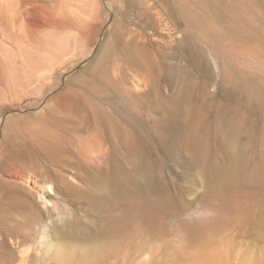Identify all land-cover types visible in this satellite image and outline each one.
Returning a JSON list of instances; mask_svg holds the SVG:
<instances>
[{"label":"rangeland","instance_id":"rangeland-1","mask_svg":"<svg viewBox=\"0 0 264 264\" xmlns=\"http://www.w3.org/2000/svg\"><path fill=\"white\" fill-rule=\"evenodd\" d=\"M115 37L152 72L145 107L125 105L123 115L151 128L141 139L157 204L146 219L108 197L110 184L100 191L88 175L110 172L108 162L87 172L36 152L24 171L56 174L39 182L51 185L46 198L58 209L27 242L31 264H264V0H0V182L9 180L5 159L30 151L38 132L58 133L51 122L67 123L55 100L66 86L94 83L123 104V90L99 79ZM234 161L219 184L217 169ZM113 166L122 186L144 195L135 155L120 140ZM110 218L121 224L113 237L103 231ZM85 246H93L87 258Z\"/></svg>","mask_w":264,"mask_h":264},{"label":"bare ground","instance_id":"bare-ground-1","mask_svg":"<svg viewBox=\"0 0 264 264\" xmlns=\"http://www.w3.org/2000/svg\"><path fill=\"white\" fill-rule=\"evenodd\" d=\"M148 7V11L154 10L153 4L148 5ZM136 36L139 40L144 38L143 34L137 33ZM123 50L119 46L118 38L115 37L109 42L103 56L108 61V66L104 67L99 75L102 82L123 90V104L115 106L106 89L94 83H83L81 89L66 86L56 95L55 100L59 103L58 112L62 115L61 119L66 120L67 123L63 125L51 122L53 129L59 131L60 134L38 132L39 135H36L31 141L32 149L30 151L25 148L26 150L23 152L16 151L17 156L11 154L10 160L5 159L1 170L7 174L9 180L7 183L0 182V189L3 191V199H0V264H15L17 262L18 264H31L32 261L26 249L27 242L35 233L34 231L38 230L39 225L42 224L45 227L43 215L49 216L50 209H58L57 203L49 202L46 198L54 193L51 185H43L39 182L51 174H56L47 168H39L35 172L30 169L33 174L35 173L34 177L32 173L27 175L24 171L25 167L34 168L31 164L36 162L33 158L36 152L46 164L52 161L65 164L74 159L76 166L87 172L90 167L97 169L99 168L98 165L108 162L111 166L110 172L102 174L98 170L97 174H90L89 172L88 175L90 180L98 184L97 187L100 191H102L103 186L105 188L108 184H114V186H108L110 189V196L108 197H111L112 200H128L130 203L128 207L146 219L150 206L157 204L148 196L152 191L154 174L151 172L153 168L147 164L149 162L145 157V143L141 139V132L145 130L148 133L151 128H147V123L142 120L130 121L123 115L125 105L145 107L141 102L146 98L143 96L148 91L152 72L145 60L139 63L134 56L124 54ZM31 73L30 76H33L34 73L32 71ZM27 78L31 80L29 76ZM142 90L144 92H141ZM68 133L71 134L70 137ZM119 140L129 147L135 155L138 173L145 180L142 188L144 195L142 196L137 194L135 188L130 186L128 189L129 186H127L128 188L122 186L123 175L114 171L113 154L119 146ZM193 144V147H199L197 140H193ZM75 151H77L80 159H75L72 156L75 155ZM228 165L222 167L223 169H217L215 176L217 175L219 184H223L228 178L230 179V176L235 172L236 162ZM56 177L61 181L64 180L58 175ZM118 183L122 184L118 185ZM65 185L67 190H72L71 184L66 182ZM35 196L41 199L42 204L46 207L45 212L40 209ZM120 226L119 222L110 218L103 231L106 235L113 237ZM213 226L212 223L201 226L198 229L197 237L203 239ZM66 232L68 231L61 229V235H66ZM42 236L46 237L44 233ZM58 244L55 245V248L57 256H60L62 252L60 247L62 246L58 247ZM49 245V242L44 244L47 248ZM204 245L205 243L202 241L200 245L203 246L202 249ZM92 249L93 246L91 248L85 246L81 249L82 255H80L87 258L93 252ZM44 256L43 261L45 263L48 256L47 252Z\"/></svg>","mask_w":264,"mask_h":264}]
</instances>
